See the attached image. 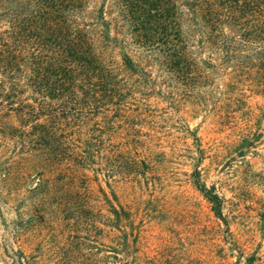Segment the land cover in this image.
Instances as JSON below:
<instances>
[{"label":"rangeland","instance_id":"1","mask_svg":"<svg viewBox=\"0 0 264 264\" xmlns=\"http://www.w3.org/2000/svg\"><path fill=\"white\" fill-rule=\"evenodd\" d=\"M9 1L0 0V31ZM154 74L158 87L138 84L130 117L111 122L120 151L138 157V175L116 174L108 186L0 139V264H264V90L222 71L189 98ZM30 95L22 98L32 103ZM248 128L259 141L240 156ZM197 173L222 198L227 225L195 188Z\"/></svg>","mask_w":264,"mask_h":264},{"label":"trees","instance_id":"2","mask_svg":"<svg viewBox=\"0 0 264 264\" xmlns=\"http://www.w3.org/2000/svg\"><path fill=\"white\" fill-rule=\"evenodd\" d=\"M9 4L22 10L7 6L8 29L0 31V139L18 141L21 153L37 154L48 168L91 170L108 186L116 174L138 175V157L120 151L111 122L130 117L138 84L158 87L155 72L164 87L189 98L222 71L264 90V0ZM29 92L32 103L22 98ZM259 137L257 128L243 131L240 156ZM193 184L227 225L215 187L199 173ZM110 213L129 220L123 209L111 206ZM125 250L129 255L127 238Z\"/></svg>","mask_w":264,"mask_h":264}]
</instances>
